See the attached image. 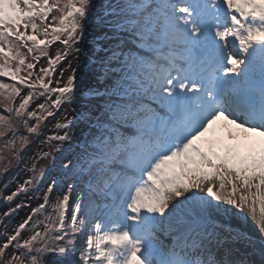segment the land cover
Returning a JSON list of instances; mask_svg holds the SVG:
<instances>
[{"label":"snow or ice","instance_id":"obj_1","mask_svg":"<svg viewBox=\"0 0 264 264\" xmlns=\"http://www.w3.org/2000/svg\"><path fill=\"white\" fill-rule=\"evenodd\" d=\"M13 170L0 264H264V0H0Z\"/></svg>","mask_w":264,"mask_h":264},{"label":"rangeland","instance_id":"obj_2","mask_svg":"<svg viewBox=\"0 0 264 264\" xmlns=\"http://www.w3.org/2000/svg\"><path fill=\"white\" fill-rule=\"evenodd\" d=\"M68 60L71 61L73 67L76 66V59H75L74 56H70V57H68ZM86 62H87V61H86V58H85V63H86ZM66 65H67V61L64 62V65H63V66H66ZM83 72H84V69L81 70V74H83ZM56 119L59 120V119H62V118H56ZM54 123H55V120H53L52 123H51V126H52V127H51V130H50V131L54 130V129H53V124H54ZM49 161H50V160H46V161H43V162H40V161H39V164H47V163H49ZM29 175H30L29 173H28V175H24V171H23V172H21V173L19 174L18 179H19L20 182H23V180H24V179H27ZM1 180H2V179H0V181H1ZM6 182H7V180H6ZM11 184H12V186L9 187L8 192H10L11 190H13V188L16 187V183H15V182H12ZM2 186H3V185H2ZM56 192H58V191H56ZM19 200H20V201H23V202L27 201V202L31 205V207L35 206L38 202H41V200H36V199H34V198L31 199V200H29V199L27 198V196L22 197V198H20ZM20 201H19V202H15V203H20ZM13 206H14V204H13ZM31 207H24V208L19 209V210L17 211V214H16V220H15L14 224L11 225L12 228H14L16 225H18V224H19V223H20V222L26 217L28 211H29V212L31 211ZM234 220H235V221H239V220H237V219H234ZM234 220H233V221H234ZM28 234H29V232H26L25 236L28 235Z\"/></svg>","mask_w":264,"mask_h":264},{"label":"bare ground","instance_id":"obj_3","mask_svg":"<svg viewBox=\"0 0 264 264\" xmlns=\"http://www.w3.org/2000/svg\"><path fill=\"white\" fill-rule=\"evenodd\" d=\"M234 223L235 221H233V224ZM234 226L246 231L249 235L255 237L258 240L259 232L250 220L248 222H243L240 220L237 224H234Z\"/></svg>","mask_w":264,"mask_h":264},{"label":"trees","instance_id":"obj_4","mask_svg":"<svg viewBox=\"0 0 264 264\" xmlns=\"http://www.w3.org/2000/svg\"><path fill=\"white\" fill-rule=\"evenodd\" d=\"M31 151H32V148H31V150L26 154V157H28V156L30 155ZM22 167H23V166H21V170L19 171V174H20L21 172H23ZM15 175H16V172L11 173V174L8 176V181L11 180V178H12L13 176H15Z\"/></svg>","mask_w":264,"mask_h":264}]
</instances>
